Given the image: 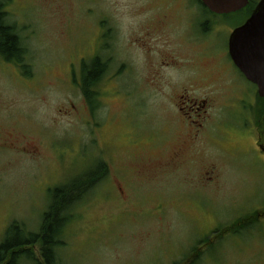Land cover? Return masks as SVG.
<instances>
[{"label":"rangeland","instance_id":"374dc122","mask_svg":"<svg viewBox=\"0 0 264 264\" xmlns=\"http://www.w3.org/2000/svg\"><path fill=\"white\" fill-rule=\"evenodd\" d=\"M183 2L5 0L31 70L0 57V243L13 223L38 233L50 190L103 162L109 173L74 207L58 264H264V157L257 133L235 127L240 107L212 112L191 149L179 136L184 88L217 97L223 85L210 75L182 88L186 60L161 64L174 36L157 29ZM242 20L218 27L219 50ZM97 57L108 68L93 112L82 65ZM178 151L184 164L168 166ZM33 252L24 264H42L40 243Z\"/></svg>","mask_w":264,"mask_h":264},{"label":"flooded vegetation","instance_id":"af4514ba","mask_svg":"<svg viewBox=\"0 0 264 264\" xmlns=\"http://www.w3.org/2000/svg\"><path fill=\"white\" fill-rule=\"evenodd\" d=\"M249 1L250 4L247 8L228 15H219L210 11L201 0H197L196 3L191 0H184L183 3H176L164 10L163 17L165 20L163 22L167 24H163L157 29L158 34L161 36L173 35L174 46L172 44L169 51L162 52L161 64L163 67L174 66L168 62L170 57L173 60H176L177 57H183L186 64L181 68H185L189 74H193V79H187L188 74L178 72L185 78L184 83L181 84L182 88L191 83L192 85H199L200 80H205L210 75H216V78L223 84L222 89L219 90L221 93L216 94L217 97L197 98L187 93L188 88L185 87V94L177 101L175 106L179 119L186 126V132L180 131L179 136L185 139L183 144L190 149L205 133L207 123L213 116L212 112L216 111V116L219 118L220 115L221 117L225 115L228 109L239 106L241 109L240 118H238L237 124L234 123L235 127L248 131L252 129L253 132L257 133L256 145L264 157V98L260 97L257 85L249 81L235 65L229 51L231 34L248 21L261 0L255 3L252 0ZM232 17H237L238 20L243 18V20L235 28H230L227 48L219 50L213 40L214 35L218 27L227 24L229 18ZM149 34L151 33L149 32ZM175 63L178 64V62ZM229 73L233 78L225 81L224 77ZM259 124H263L262 127L259 128ZM143 159L145 160V156ZM183 159L182 153L178 151L174 152L171 158H167L165 163L168 166L180 165L184 164L185 160ZM263 217L264 213L257 214L258 219ZM251 218H255L254 215ZM212 241L209 239L207 243L197 248L198 251ZM197 261V259H186L180 264H193Z\"/></svg>","mask_w":264,"mask_h":264},{"label":"trees","instance_id":"16d2710c","mask_svg":"<svg viewBox=\"0 0 264 264\" xmlns=\"http://www.w3.org/2000/svg\"><path fill=\"white\" fill-rule=\"evenodd\" d=\"M5 6V0H0V57L17 68L31 70L27 65V50L14 26L8 24ZM88 63L84 62L82 65L81 86L94 112L98 108L95 98L99 96L94 89L104 78L108 63L99 57ZM108 173L107 165L100 162L94 169L51 189L50 204L43 215L40 231L38 233L24 231V226L19 223L10 225L4 241L0 243V264H24L35 261L33 250L39 243L42 264H58L56 248L63 245L62 238L67 225L73 220L74 207L92 192Z\"/></svg>","mask_w":264,"mask_h":264},{"label":"water","instance_id":"95a60500","mask_svg":"<svg viewBox=\"0 0 264 264\" xmlns=\"http://www.w3.org/2000/svg\"><path fill=\"white\" fill-rule=\"evenodd\" d=\"M212 12L228 15L242 11L249 0H201ZM232 60L246 78L257 85L264 98V0H261L248 21L235 29L229 41Z\"/></svg>","mask_w":264,"mask_h":264}]
</instances>
